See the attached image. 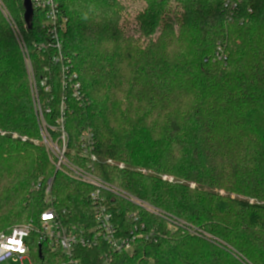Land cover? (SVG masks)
Segmentation results:
<instances>
[{
    "label": "trees",
    "instance_id": "1",
    "mask_svg": "<svg viewBox=\"0 0 264 264\" xmlns=\"http://www.w3.org/2000/svg\"><path fill=\"white\" fill-rule=\"evenodd\" d=\"M225 1L130 0L132 12L129 0H55L67 21L60 59L54 47L38 50L49 41L44 13L35 7L27 26L24 0H0L23 37L49 125L64 101L68 158L85 165L79 141L91 131L93 174L153 209L104 192L120 233L136 212L161 235L115 253L113 264H264V0H243L231 22ZM15 28L0 8V232L50 205L87 224L93 188L49 158ZM219 46L226 61L215 57ZM74 74L81 98L75 79L63 89V75ZM98 246L78 248L80 264H102L107 244ZM31 252L32 264L61 262L38 242Z\"/></svg>",
    "mask_w": 264,
    "mask_h": 264
},
{
    "label": "built area",
    "instance_id": "2",
    "mask_svg": "<svg viewBox=\"0 0 264 264\" xmlns=\"http://www.w3.org/2000/svg\"><path fill=\"white\" fill-rule=\"evenodd\" d=\"M243 0H226L225 10L229 22L233 21L239 15L240 4ZM32 5L44 13L46 22L44 24L45 36L49 41L41 43L38 50L48 47H54L57 50L61 49V42L59 40V32L65 29L64 23H60L59 7L55 0H32ZM0 8L4 13L6 19L15 28L14 22L10 18L5 8ZM251 12V9L249 10ZM244 22V19H241ZM15 36L18 38L21 50L24 52L26 58L27 71L29 79L32 83V94L34 99V107L38 114V120L41 126V134L43 137V144L49 152V157L56 166L57 171H60L74 181H78L84 185L92 187L90 195L91 218L87 224L75 225L67 221L71 216L67 208L55 209L51 205L44 212L40 213L35 219L29 220L27 223L15 225L0 232V264H32L31 250L33 244L38 242L40 249L44 245L46 252L52 255H58L61 262L58 264H80L81 258L77 254L78 248L93 249L99 247L98 245L104 241L107 244V249H103L101 258L102 264H113V255L122 251H133L134 245L143 241L145 243H157L161 235L154 229L139 220L138 214H130V218L134 221L131 229L127 234L119 232V225L115 221L114 206L110 205L105 197L104 192H110L128 199L134 205L141 206L147 210L153 211L152 207L146 206L138 199L130 197L127 193L119 191L108 183L103 182L100 178L93 174L94 163L98 160L95 154V140L91 131H87L81 135L79 141V158L84 160L85 165L72 163L68 158V142L69 137L66 135L64 129V110L66 109L64 101L61 104V116L55 120V125H49L45 121V103L46 99H41L37 92L36 81L33 78V68L28 58V51H26L23 37L20 35L18 29L15 28ZM215 57L219 60L226 61L227 56L224 54L222 47L219 46ZM61 59V50H60ZM70 67L63 64V74L70 72ZM63 75V89L66 90L69 83L75 79L71 91L76 98H81L82 94L81 83L76 81V74L65 78ZM68 80L69 83H68ZM46 92L49 87L45 88ZM49 112L48 109H46ZM50 130L58 132V139L56 140L50 133ZM107 164L116 165L119 169L125 166L123 163L114 164L112 160H107ZM142 173H145L143 171ZM164 181L172 182L173 179L168 176H163ZM52 181H49L48 188L45 194L47 195L45 203L51 204L52 195L50 194ZM59 261V260H58Z\"/></svg>",
    "mask_w": 264,
    "mask_h": 264
},
{
    "label": "water",
    "instance_id": "3",
    "mask_svg": "<svg viewBox=\"0 0 264 264\" xmlns=\"http://www.w3.org/2000/svg\"><path fill=\"white\" fill-rule=\"evenodd\" d=\"M25 7V13H24V21L26 22L27 26L31 25V18L34 15V7L32 5V0H24L23 3ZM41 250H39L40 252ZM41 253V252H40Z\"/></svg>",
    "mask_w": 264,
    "mask_h": 264
},
{
    "label": "rangeland",
    "instance_id": "4",
    "mask_svg": "<svg viewBox=\"0 0 264 264\" xmlns=\"http://www.w3.org/2000/svg\"><path fill=\"white\" fill-rule=\"evenodd\" d=\"M127 4L130 6L131 5V7H132V12H135V10L137 9V7H138V5H134V4H132V3H130V0H129V2H127ZM36 143H39V141H36ZM50 158V157H49ZM51 160V159H50ZM163 176H168V175H163ZM162 176V177H163ZM168 177H170V176H168ZM170 178H172L173 179V177H170ZM174 180V179H173ZM169 182V181H168ZM182 183V182H181ZM194 186V184H192V186H191V188ZM221 194L222 195H224V191H221ZM20 224H22V222H14V223H12V225H8V226H6L5 228H4V230L6 229V228H9V227H12V226H15V225H20ZM25 264H28V262H26Z\"/></svg>",
    "mask_w": 264,
    "mask_h": 264
}]
</instances>
